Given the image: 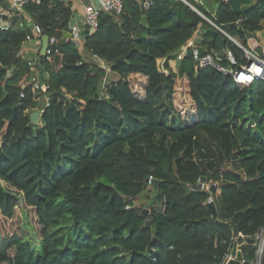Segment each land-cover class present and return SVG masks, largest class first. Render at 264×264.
I'll list each match as a JSON object with an SVG mask.
<instances>
[{
    "label": "trees",
    "instance_id": "1",
    "mask_svg": "<svg viewBox=\"0 0 264 264\" xmlns=\"http://www.w3.org/2000/svg\"><path fill=\"white\" fill-rule=\"evenodd\" d=\"M189 1L239 38L263 28L264 0L243 14L226 0ZM24 10L58 38L62 56L37 51L29 63L27 24L0 31V264H225L234 242L242 264H254L264 227V80L239 87L196 68L191 46L177 59L198 28L202 52L221 36L181 0L147 9L124 0L119 15L101 13L81 46L98 61L63 35L71 0ZM224 43L242 64L241 49ZM34 76L44 93L31 89ZM193 148L198 158L183 161Z\"/></svg>",
    "mask_w": 264,
    "mask_h": 264
},
{
    "label": "built area",
    "instance_id": "2",
    "mask_svg": "<svg viewBox=\"0 0 264 264\" xmlns=\"http://www.w3.org/2000/svg\"><path fill=\"white\" fill-rule=\"evenodd\" d=\"M141 7L144 9L149 8L153 3V0H137ZM186 5H188L191 9L196 11L202 18L211 24L214 28H216L221 36L231 42L233 45L239 47L242 51L243 63L238 64V60L234 55L233 51L229 49V47L224 43V57H219L217 55V48L202 52L198 45L194 42L195 38L199 36L201 33V29L198 28L192 37L184 44V48L188 46L192 47V57L194 60V65L196 68L198 67H209L212 68L223 75H228L232 78L236 85L239 87L248 86L253 80L263 79L264 80V48H262L260 41L258 40L256 35L250 34L245 38H239L238 34L234 35L225 30L216 20L206 13H203L199 10L195 5H193L189 0H181ZM72 6H75L77 2H82V0H71ZM197 2L202 3V0H197ZM8 4L6 9L11 10L12 13H6L0 11V31H5L9 29H16L19 27H24L27 24V27L30 26L33 38L38 39L37 51H40L42 43L41 37L43 36L42 28L32 22V19L28 13L24 10L25 5L28 3H40V0H0V6L3 4ZM124 0H98V8L95 7L91 0L83 3L82 6V14L81 19L77 20L75 15V21L72 26L69 25L68 31L71 34V39L75 43L77 47H81L84 37L86 34H92L96 31L98 27V18L101 13L108 12L111 15H119L123 10ZM242 19L238 18L233 23L239 24ZM30 24V25H29ZM48 36V35H47ZM27 38L28 35H27ZM58 38L55 36H48L45 50L43 52V56L47 61H51L53 56H58L59 58L62 56L58 48ZM25 46L22 51H24ZM181 54L179 58L181 57ZM29 62V61H28ZM31 63V62H29ZM101 65L104 66L101 61ZM105 67V66H104ZM31 89L33 91L40 90L41 93H44L46 90V85L39 82L36 77H32L30 80ZM24 87V85L22 86ZM20 96L23 97V93H20ZM40 96L38 97V99ZM49 97L45 96L42 98L44 102L43 106L40 108V112L43 111V108L48 105ZM153 180H150L152 182ZM212 202V198L210 197L207 203ZM256 245H257V255L255 258L254 264L260 263V257L264 252V227L260 229V231L255 236ZM233 257L231 252L229 251L226 254V258Z\"/></svg>",
    "mask_w": 264,
    "mask_h": 264
},
{
    "label": "water",
    "instance_id": "3",
    "mask_svg": "<svg viewBox=\"0 0 264 264\" xmlns=\"http://www.w3.org/2000/svg\"><path fill=\"white\" fill-rule=\"evenodd\" d=\"M231 7L233 8V10L238 13V14H243L245 13L247 10H249L251 7H253L254 5L257 4V0H253L251 1L249 4H244L243 0H226ZM91 3L98 8V0H91ZM8 6V4H6ZM105 14L109 15L108 12H105ZM75 18L74 16H72L70 18L69 21V25L72 26L74 24ZM141 21L143 24H146V20L145 17L142 16ZM26 32L29 38H33V33L30 27L26 28ZM63 35L70 38L71 34L69 31H63ZM47 39L48 36L47 35H43L42 36V46L40 49V54L42 55L45 47H46V43H47ZM194 42L196 44H200L201 43V38L196 37ZM223 45H224V39L222 38V36L218 37V42H217V55L219 57H224V49H223ZM57 93H60V91L58 90ZM97 95V94H96ZM38 116L39 113L38 111H33L30 115V120L32 123L36 124L37 120H38ZM203 180V179H202ZM159 181L158 180H153L152 184L154 185V188H157ZM202 188V182H199L197 185L194 186V189H201ZM212 191H214V188L212 187ZM207 209L210 211V213L212 214L213 217H216V209H215V205L212 202L207 203ZM245 242L247 243H254L255 239L254 238H247L245 240ZM243 247V244L241 245H237L235 242L232 245V248L230 250L231 254L233 255V257L227 258V261L225 264H242V254H241V249Z\"/></svg>",
    "mask_w": 264,
    "mask_h": 264
},
{
    "label": "rangeland",
    "instance_id": "4",
    "mask_svg": "<svg viewBox=\"0 0 264 264\" xmlns=\"http://www.w3.org/2000/svg\"><path fill=\"white\" fill-rule=\"evenodd\" d=\"M85 2H88V0H85ZM205 3H209V5H211V1L210 0H205ZM262 30H260V31H258L257 32V34H256V36H257V38H258V40L260 41V43H261V46H262V48H264V21L262 22ZM33 40V38L30 40V41H32ZM29 41V42H30ZM189 41V40H188ZM28 42V43H29ZM27 43V44H28ZM184 48V47H183ZM183 48H181L178 52H177V59L179 58V56H180V54L182 53V50H183ZM80 51H81V54L83 55V56H86V54H87V50H85L83 47H81L80 48ZM85 58H87V57H85ZM175 61L176 60H173V61H171L170 62V64H171V66L174 68L175 67ZM101 64V63H100ZM158 64H159V70L160 71H162V72H166V70L163 68V66H162V59H160V60H158ZM105 67L107 68L106 70H107V74H110V70H109V68L105 65ZM104 83H105V79L102 81V83H101V90L103 91V86H104ZM45 96H47L46 94H41L40 95V98L38 99V100H42V98L43 97H45ZM42 107V106H41ZM40 110V108L38 109V111ZM163 111V112H165V104H161L160 105V111ZM38 123V122H37ZM161 136V134H156L155 135V137H160ZM195 137V136H194ZM193 137V138H194ZM96 149V146H94V147H92V151H94ZM204 149V148H203ZM198 150L196 149V148H193V150L190 152V154H186V155H184L181 159H183V161H186V159L188 158V157H190V158H198L197 156H198ZM225 165L226 166H231L232 165V161H226V163H225ZM152 187L154 188V185L152 184ZM205 188H209V183H206L205 184ZM154 189H156V188H154ZM142 200H144L143 198H142ZM144 202V201H143ZM145 203V202H144Z\"/></svg>",
    "mask_w": 264,
    "mask_h": 264
},
{
    "label": "crops",
    "instance_id": "5",
    "mask_svg": "<svg viewBox=\"0 0 264 264\" xmlns=\"http://www.w3.org/2000/svg\"><path fill=\"white\" fill-rule=\"evenodd\" d=\"M83 3H85V0H82V2H77L75 4L76 11H75V17L77 20L81 19V12H82V6ZM7 5L4 3L3 5L0 6V11L1 12H8V13H12L11 10L6 9ZM41 43H42V37H41ZM39 47L38 45V39L37 38H33L32 41H30L28 44L25 45V49L24 51H22V56L27 59L29 62H34L36 60V53H37V48ZM40 52V51H39ZM85 60L88 61H98L96 58H94L88 51L86 56H83ZM87 57V58H85ZM108 76L112 79H116L117 78V74L110 71V74H108Z\"/></svg>",
    "mask_w": 264,
    "mask_h": 264
}]
</instances>
